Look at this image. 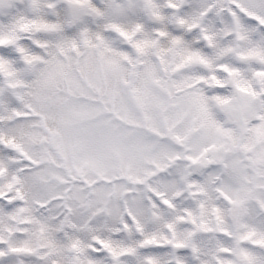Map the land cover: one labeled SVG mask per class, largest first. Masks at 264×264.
I'll use <instances>...</instances> for the list:
<instances>
[{
  "label": "snow or ice",
  "instance_id": "6c2138e0",
  "mask_svg": "<svg viewBox=\"0 0 264 264\" xmlns=\"http://www.w3.org/2000/svg\"><path fill=\"white\" fill-rule=\"evenodd\" d=\"M0 264H264V0H0Z\"/></svg>",
  "mask_w": 264,
  "mask_h": 264
}]
</instances>
